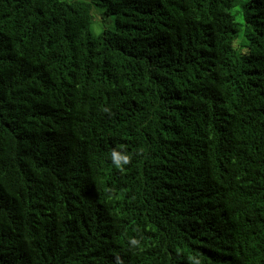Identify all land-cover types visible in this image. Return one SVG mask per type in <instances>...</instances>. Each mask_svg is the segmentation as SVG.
I'll list each match as a JSON object with an SVG mask.
<instances>
[{
    "label": "trees",
    "instance_id": "16d2710c",
    "mask_svg": "<svg viewBox=\"0 0 264 264\" xmlns=\"http://www.w3.org/2000/svg\"><path fill=\"white\" fill-rule=\"evenodd\" d=\"M0 264H264V0H0Z\"/></svg>",
    "mask_w": 264,
    "mask_h": 264
}]
</instances>
